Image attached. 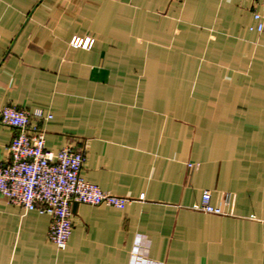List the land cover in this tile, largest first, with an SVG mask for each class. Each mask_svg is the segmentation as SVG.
I'll list each match as a JSON object with an SVG mask.
<instances>
[{"label":"crops","instance_id":"crops-1","mask_svg":"<svg viewBox=\"0 0 264 264\" xmlns=\"http://www.w3.org/2000/svg\"><path fill=\"white\" fill-rule=\"evenodd\" d=\"M6 106L50 114L45 148L83 151L87 183L145 200L77 204L58 250L49 216L0 195V264H129L137 235L161 264H264V0H0ZM204 191L226 215L195 210Z\"/></svg>","mask_w":264,"mask_h":264},{"label":"built area","instance_id":"built-area-1","mask_svg":"<svg viewBox=\"0 0 264 264\" xmlns=\"http://www.w3.org/2000/svg\"><path fill=\"white\" fill-rule=\"evenodd\" d=\"M255 29L261 32V16L253 14ZM253 30V28H250ZM91 38L74 36L70 46L88 50ZM51 120L50 114L6 106L0 110V123L13 130L8 146L9 159L0 162V195L10 205L20 207L24 212H37L49 216L48 239L58 250H64L72 231V206L105 205L124 209L131 201L142 202L144 194L137 199L117 197L104 193L98 186L87 183L80 175L85 163L83 151L69 148L57 152L45 148L44 131L32 122ZM189 167L196 165L189 164ZM232 195L225 193L223 203L229 206ZM195 210L213 215H226L219 207L211 204V194L204 191ZM150 241L137 235L130 254L129 264H161L148 258Z\"/></svg>","mask_w":264,"mask_h":264},{"label":"water","instance_id":"water-1","mask_svg":"<svg viewBox=\"0 0 264 264\" xmlns=\"http://www.w3.org/2000/svg\"><path fill=\"white\" fill-rule=\"evenodd\" d=\"M76 205H77V204H76V203H74V204H73V206H72V208H74Z\"/></svg>","mask_w":264,"mask_h":264}]
</instances>
